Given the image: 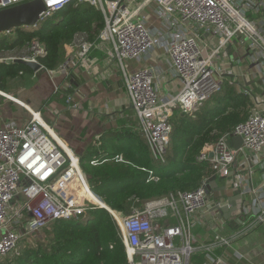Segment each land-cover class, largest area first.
Masks as SVG:
<instances>
[{
  "label": "built area",
  "instance_id": "2783aa9c",
  "mask_svg": "<svg viewBox=\"0 0 264 264\" xmlns=\"http://www.w3.org/2000/svg\"><path fill=\"white\" fill-rule=\"evenodd\" d=\"M27 1L31 0H0V9ZM41 1L45 11L32 27L69 4L88 3L100 10L104 25L97 37L92 40L85 33H76L69 42L67 58L54 71L69 78L71 67L83 64L97 47L109 45L134 111L136 131L144 139L152 160L158 163L167 160L174 111L180 109L193 116L221 90L219 70L235 39L247 45L249 60L264 73V0H145L134 9L130 6L134 0ZM149 2L156 5L160 28L146 25V15L141 10ZM184 23L190 25V30ZM199 30L206 33L203 42L197 34ZM15 34L16 28L1 31L0 40L11 39ZM155 47L164 49L169 70L180 80L181 87L173 95L159 94L156 75L150 67L128 69V60H139ZM45 54V45L33 38L23 54L0 53V63L17 59L39 62ZM40 70L48 71L42 64ZM30 113L25 123L10 120L0 125V263L18 256L22 239L40 231L48 222L61 218L80 220L81 215L98 208L106 209L115 222L128 264H224L214 251L230 246L236 237L264 222V201L258 198L255 208L244 212L236 234L219 235L200 246L193 228L196 214L208 204L207 182L211 177L194 189L144 201L127 214L113 210L94 193L80 157L53 135L54 125L46 122L40 111ZM233 136L242 140L237 149L230 145ZM263 149L264 105L252 109L246 120L204 149L198 160L208 162L213 176L226 177L239 151L258 153ZM106 158L101 154L89 164L97 165ZM116 160L122 161V157L116 156ZM156 179L149 171L148 180ZM249 218L253 224L245 228ZM197 256L202 257L201 262Z\"/></svg>",
  "mask_w": 264,
  "mask_h": 264
},
{
  "label": "trees",
  "instance_id": "16d2710c",
  "mask_svg": "<svg viewBox=\"0 0 264 264\" xmlns=\"http://www.w3.org/2000/svg\"><path fill=\"white\" fill-rule=\"evenodd\" d=\"M103 25V16L96 7L88 3L69 4L35 27H17L13 38L0 40V51L23 54L31 39L36 38L46 48L39 62L53 70L64 56V45L76 33L95 39ZM32 72L29 66L16 60L0 63V91L6 92L14 80H22ZM74 83L71 81L72 88ZM229 94L227 98L221 90L215 93L209 99L211 103L208 100L193 116L175 113L170 120V145L163 163L152 160L137 131L130 129L127 145L100 142L99 150L102 155L106 154L105 161L90 165L92 152L80 159L94 193L111 209L127 214L144 201L194 189L203 179L212 177L211 166L207 161L198 160V156L249 115L241 113L239 106L235 107L234 101L242 98V94L233 89ZM116 156H121L122 161H117ZM149 171L156 180H148ZM251 224L252 218L247 219L245 228ZM42 230L44 236H39L34 245L19 248L18 256L0 264H128L116 224L104 208L91 210L83 221L66 218L50 221Z\"/></svg>",
  "mask_w": 264,
  "mask_h": 264
},
{
  "label": "crops",
  "instance_id": "0c3cea01",
  "mask_svg": "<svg viewBox=\"0 0 264 264\" xmlns=\"http://www.w3.org/2000/svg\"><path fill=\"white\" fill-rule=\"evenodd\" d=\"M144 1L134 0L130 6L134 9ZM155 9L156 5L149 2L141 10L146 15V25L150 29L162 27ZM183 26L190 30L187 23ZM197 34L203 42L206 33L199 30ZM109 50V45H101L90 53L83 64L70 69V75L76 79L71 96H74L75 102L85 103L86 107L71 105L65 92L60 90L63 89L67 76L54 72L49 78L51 82L47 79L45 85L38 82V77L45 75L44 70H32V74L27 73L22 80L14 81L6 89L7 95L0 100V125L10 120L25 123L30 119V110L40 111L43 119L52 123L54 129L57 128L54 133L58 141L80 159L91 152L94 154L90 159L100 157V142L104 140L113 145H127L130 141V129L136 131V119L125 92L120 69L118 72L111 69L116 62ZM247 50L245 43L235 39L228 46L223 56V67L219 70L223 95L230 97L231 89L242 94V98L234 101L241 113H250L252 109L264 105V73L249 60ZM69 52V43H66L62 62ZM127 66L129 71L142 66L150 67L156 75L155 85L161 96L173 95L181 87L180 80L169 70L166 53L161 47H155L139 60H128ZM55 76L60 78L58 83ZM209 102L211 103L210 100ZM231 109L232 107L228 110ZM56 110L58 112L55 114ZM117 136L121 138L119 143L115 140ZM230 145L232 146L231 139ZM231 170L226 177L215 176L217 186H227V189L219 192V198H215L210 192L207 206L196 214L197 224L193 228V234L200 246L216 240L219 235L236 234L240 230V221L245 217L244 212L255 208L256 200L264 201V149L258 153L239 151ZM236 192L242 194L243 213L239 217L228 219L219 217L217 206L225 205L227 197ZM214 252L222 258L224 264H264V222L247 234L236 237L230 246H222ZM236 252L238 256L235 255ZM197 257L202 260L201 256Z\"/></svg>",
  "mask_w": 264,
  "mask_h": 264
},
{
  "label": "water",
  "instance_id": "95a60500",
  "mask_svg": "<svg viewBox=\"0 0 264 264\" xmlns=\"http://www.w3.org/2000/svg\"><path fill=\"white\" fill-rule=\"evenodd\" d=\"M45 11V6L41 0H31L17 5L0 9V32L9 28L23 26H33L38 21L39 16ZM16 61L29 66L34 72L40 71L41 64L34 61H25L17 59ZM232 146L238 148L242 140L239 136L231 137ZM212 154L210 153V156ZM209 192H212L215 198H219V192L227 189V186L218 187L215 176L207 182ZM227 203L222 207L217 206L219 217L228 219L229 217H239L242 213L243 198L240 192L227 197Z\"/></svg>",
  "mask_w": 264,
  "mask_h": 264
},
{
  "label": "rangeland",
  "instance_id": "374dc122",
  "mask_svg": "<svg viewBox=\"0 0 264 264\" xmlns=\"http://www.w3.org/2000/svg\"><path fill=\"white\" fill-rule=\"evenodd\" d=\"M52 17V16H51ZM59 17V14H58V16L56 17V19ZM0 53H6V52H1L0 51ZM62 62V61H61ZM60 64V63H59ZM58 64V65H59ZM116 64V63H115ZM113 64L114 66H113V68H112V66H111V69H115L117 72L119 71V67H118V65L116 64ZM54 70H56V68L55 69H53V70H49L48 69V71L47 70H44V74L48 77H46L45 75H43V76H41V77H38V82L39 83H44L45 85L47 84V79L50 81V75L51 74H54ZM51 71H53V72H51ZM217 78H218V76L217 75H215ZM74 78V79H73ZM16 80H18V79H16ZM16 80H14V81H16ZM59 80H60V78L58 77V76H55V81L58 83L59 82ZM76 79H75V77L74 76H70L66 81H64L63 82V89L61 88L60 90L62 91V92H65L64 94H66L65 96L66 97H70V103H71V105H76V106H78V107H86V104L85 103H82L81 104V102H79V103H77V102H75V99H74V96H71V93L73 92V89H71L73 86H71V81H75ZM51 82V81H50ZM66 88V89H65ZM72 90V91H71ZM5 95H7V93H3V92H1L0 93V100H2V99H4L5 97ZM76 103V104H75ZM65 105H67V103L65 102ZM58 112V110H56L55 111V114ZM178 112H180V113H182L181 112V110L180 109H176L175 110V113H178ZM175 113H174V115H175ZM174 115H173V117H174ZM72 118L74 119V115H72ZM45 119V118H44ZM45 121L46 122H48L46 119H45ZM49 123V122H48ZM170 123H171V128H172V122L170 121ZM57 130V128L55 127V129H54V131H56ZM115 140L119 143V141H121V138H118V136L115 138ZM88 214H86L85 216H87ZM84 215H81L80 216V220H82L84 217H85ZM38 232V231H37ZM39 236H44V234H43V230L41 229V231H39L37 234L36 233H34V234H32V235H28V236H25L23 239H22V241L20 242V248L22 249L25 245H34V242H35V240L39 237Z\"/></svg>",
  "mask_w": 264,
  "mask_h": 264
},
{
  "label": "bare ground",
  "instance_id": "6f19581e",
  "mask_svg": "<svg viewBox=\"0 0 264 264\" xmlns=\"http://www.w3.org/2000/svg\"><path fill=\"white\" fill-rule=\"evenodd\" d=\"M55 137H56V135L55 134H53ZM56 139L58 140V138L56 137ZM62 144V143H61ZM66 149H68L64 144H62Z\"/></svg>",
  "mask_w": 264,
  "mask_h": 264
}]
</instances>
